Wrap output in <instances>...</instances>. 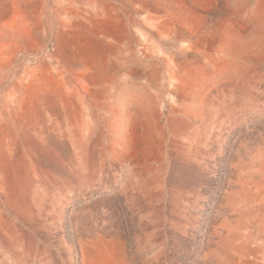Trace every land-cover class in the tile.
Here are the masks:
<instances>
[{
	"label": "rangeland",
	"instance_id": "1",
	"mask_svg": "<svg viewBox=\"0 0 264 264\" xmlns=\"http://www.w3.org/2000/svg\"><path fill=\"white\" fill-rule=\"evenodd\" d=\"M0 264H264V0H0Z\"/></svg>",
	"mask_w": 264,
	"mask_h": 264
}]
</instances>
